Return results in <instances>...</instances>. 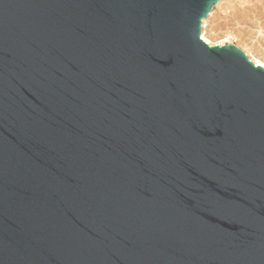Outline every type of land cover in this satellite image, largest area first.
Returning <instances> with one entry per match:
<instances>
[{"label": "water", "instance_id": "1", "mask_svg": "<svg viewBox=\"0 0 264 264\" xmlns=\"http://www.w3.org/2000/svg\"><path fill=\"white\" fill-rule=\"evenodd\" d=\"M221 0H0V264H264V66Z\"/></svg>", "mask_w": 264, "mask_h": 264}, {"label": "rangeland", "instance_id": "2", "mask_svg": "<svg viewBox=\"0 0 264 264\" xmlns=\"http://www.w3.org/2000/svg\"><path fill=\"white\" fill-rule=\"evenodd\" d=\"M205 20L209 43L235 44L252 60H264V0H221Z\"/></svg>", "mask_w": 264, "mask_h": 264}, {"label": "bare ground", "instance_id": "3", "mask_svg": "<svg viewBox=\"0 0 264 264\" xmlns=\"http://www.w3.org/2000/svg\"><path fill=\"white\" fill-rule=\"evenodd\" d=\"M205 22H206V20H205ZM205 22H204V25L206 26V23H205ZM226 36H230V34L227 33ZM262 36H263V35H262ZM203 38H204L205 40H207L208 42H212L209 38L206 37L205 32L203 33ZM255 62H256L257 64H260V65L264 66V60L255 59Z\"/></svg>", "mask_w": 264, "mask_h": 264}]
</instances>
